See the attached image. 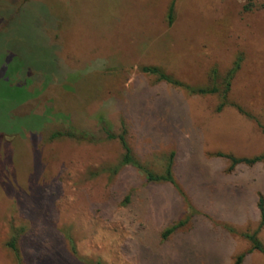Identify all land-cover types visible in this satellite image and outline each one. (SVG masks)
I'll return each mask as SVG.
<instances>
[{
	"label": "rangeland",
	"instance_id": "1",
	"mask_svg": "<svg viewBox=\"0 0 264 264\" xmlns=\"http://www.w3.org/2000/svg\"><path fill=\"white\" fill-rule=\"evenodd\" d=\"M263 130L264 0H0V264H233L264 248V160L218 152Z\"/></svg>",
	"mask_w": 264,
	"mask_h": 264
},
{
	"label": "trees",
	"instance_id": "2",
	"mask_svg": "<svg viewBox=\"0 0 264 264\" xmlns=\"http://www.w3.org/2000/svg\"><path fill=\"white\" fill-rule=\"evenodd\" d=\"M172 10H173V4L170 5L169 7V11H168V17L171 19L172 18ZM239 68V60H236L232 67L226 72L224 78H223V82H224V89L222 91L223 95L221 94V96L223 98H221L222 101H220V103L218 104L216 110L220 111L226 104V93L229 89L230 86V81L235 73V71ZM140 70L144 73H152V74H157L158 76H160V78L166 79V81L172 82V83H176L175 81H172L169 77L165 76L163 73H159V70L154 67V66H147V65H143ZM200 94L202 93H217L219 91V87L217 88L216 86H213L211 88H207V89H199L197 90ZM107 133V137L108 138H118L119 141L121 142V145L123 147V154L121 156L120 159V165H132L134 167H136L137 169L141 170L147 181H168V182H172V174H171V170H172V158H173V154H171V157L169 158V160L167 161V165L165 168V171L162 174H157L154 172L149 171L148 169H146L145 167L141 166L136 159L134 158L132 151L125 139L124 133L121 132L118 135H115L109 131H106ZM264 133V130H263ZM60 132H55L53 134H51V138L56 137L58 135H60ZM218 155H222L227 157L228 159H230V163H231V167H234L235 165H237L238 163H246V164H253L255 162L258 161H262L264 160V153L261 155H257L251 158H246V157H235L229 154H223L218 152ZM258 209L260 211L261 217H260V222H259V226L258 228H261L262 225L264 224V200L262 198V196H259L258 198V203H257ZM180 225H182V222H177L175 224H173L172 226H170L169 228H167L163 233H162V237H166L169 233H171L173 230H175L176 228H178ZM256 233L253 234H246L245 236L250 240L251 243V247L249 248V250H247L244 253H241L240 255H238L236 257V259L234 260L233 264H240L243 260V258L245 257V255L247 253H249L252 250H258L262 253H264V248L262 243L256 238ZM9 247L14 251L15 256H16V260L17 262H19V256L17 253V248L15 245V239H11L8 242ZM20 264V263H18Z\"/></svg>",
	"mask_w": 264,
	"mask_h": 264
},
{
	"label": "crops",
	"instance_id": "3",
	"mask_svg": "<svg viewBox=\"0 0 264 264\" xmlns=\"http://www.w3.org/2000/svg\"><path fill=\"white\" fill-rule=\"evenodd\" d=\"M246 158H247V157H246ZM261 196H262V195H261ZM258 198H259V197H258ZM262 198H263V197H262ZM263 200H264V199H263ZM258 210H259V209H258ZM263 225H264V224H263ZM263 225H262V226H263Z\"/></svg>",
	"mask_w": 264,
	"mask_h": 264
}]
</instances>
